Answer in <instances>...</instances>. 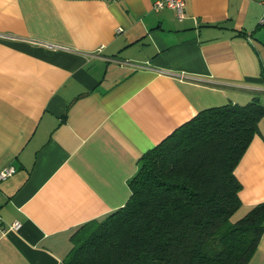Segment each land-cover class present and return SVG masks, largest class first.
Wrapping results in <instances>:
<instances>
[{
    "label": "crops",
    "instance_id": "crops-1",
    "mask_svg": "<svg viewBox=\"0 0 264 264\" xmlns=\"http://www.w3.org/2000/svg\"><path fill=\"white\" fill-rule=\"evenodd\" d=\"M260 0H0V264H60L122 208L140 158L198 113L264 105ZM264 203V120L237 164ZM19 224L14 230L13 224ZM248 264H264V235Z\"/></svg>",
    "mask_w": 264,
    "mask_h": 264
},
{
    "label": "trees",
    "instance_id": "trees-1",
    "mask_svg": "<svg viewBox=\"0 0 264 264\" xmlns=\"http://www.w3.org/2000/svg\"><path fill=\"white\" fill-rule=\"evenodd\" d=\"M262 120L257 98L198 113L140 158L126 204L79 227L60 264H248L264 203L233 222L234 170Z\"/></svg>",
    "mask_w": 264,
    "mask_h": 264
},
{
    "label": "built area",
    "instance_id": "built-area-1",
    "mask_svg": "<svg viewBox=\"0 0 264 264\" xmlns=\"http://www.w3.org/2000/svg\"><path fill=\"white\" fill-rule=\"evenodd\" d=\"M152 9L155 12L163 11V10H171L175 14V18L177 21L182 22L184 20L185 15V0H152ZM259 4L262 9H264V0H260ZM259 25L264 26V13L259 20ZM16 173V169L13 167H7L0 170V183L5 181L6 179L12 177ZM19 224L15 223L12 225L14 230L19 228Z\"/></svg>",
    "mask_w": 264,
    "mask_h": 264
},
{
    "label": "rangeland",
    "instance_id": "rangeland-1",
    "mask_svg": "<svg viewBox=\"0 0 264 264\" xmlns=\"http://www.w3.org/2000/svg\"><path fill=\"white\" fill-rule=\"evenodd\" d=\"M243 216H244V214H241V213H238V212H237V213L232 217V220H233V222H235V221L241 219Z\"/></svg>",
    "mask_w": 264,
    "mask_h": 264
}]
</instances>
